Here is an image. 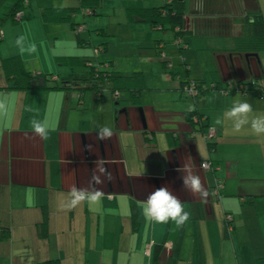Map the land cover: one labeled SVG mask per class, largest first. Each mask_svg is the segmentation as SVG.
Instances as JSON below:
<instances>
[{
    "label": "crops",
    "instance_id": "obj_1",
    "mask_svg": "<svg viewBox=\"0 0 264 264\" xmlns=\"http://www.w3.org/2000/svg\"><path fill=\"white\" fill-rule=\"evenodd\" d=\"M26 1L21 11L17 0H0V33L1 26L10 25V17L23 19H16L13 13L21 11L26 21L33 16L31 6L25 10L32 1ZM105 1L101 0L103 10L119 15L108 19L114 22L112 26L133 30V46L149 50L152 45L159 55L154 41L164 42L163 50L172 63L169 70L174 75L175 68L179 84L172 81L166 86L164 90L170 94L161 105L142 101L150 86L141 70H134L142 72L146 84L139 103L122 96L113 98L110 92L96 101L91 91L79 97L75 90L0 89V264H152L159 245L158 264H254L257 257L264 256V133L255 132L252 123L264 118V94L208 90L198 100H189L181 91L184 78L210 87L215 81L264 76V51L259 52L258 63L254 62L250 71L245 53L231 54L226 49L233 36L242 34L241 17L253 0H185L183 38L187 51L169 44V30H152L141 17H129L128 8L158 6L161 0H123L124 7L111 6L109 0L104 6ZM255 1L264 18V0ZM42 8L36 11L40 22L35 26L40 39L67 32L60 23L43 21ZM74 20L78 21L77 17ZM88 22L106 38L115 33L108 32L106 26L99 28L101 24L90 18ZM4 39L2 32V58ZM73 40L70 49L60 47L59 54L45 48L37 51L44 62L53 63L46 64L48 73L58 78L70 73L68 66L57 62L59 56L91 57L84 48L87 45ZM105 42L104 58L115 66L117 56L110 54L107 39ZM226 45L220 48L223 55L217 61L213 48ZM191 46L210 51L209 57L198 54L189 58ZM18 53L25 65L24 56ZM176 55L185 64L190 61L194 71L187 63L186 72L182 67V73L176 72ZM57 66L66 71L61 73ZM209 71L210 85L205 84ZM3 83L0 77V85ZM238 102L249 104L250 111L232 117L229 113ZM193 109L216 131L213 150L203 138L204 130L187 120L186 112ZM34 120L42 123L47 135L33 131ZM238 120L246 122L237 129ZM103 127L111 128L112 134L101 139L97 133ZM204 161H211L217 170L202 169ZM190 175L200 178V192L183 184L182 179ZM216 178L223 181L220 197L213 191ZM160 187L189 213L181 226L171 220L157 223L143 214L147 196ZM78 192L87 195L81 198ZM97 192L101 195L93 199ZM225 213L233 216L231 231L226 228Z\"/></svg>",
    "mask_w": 264,
    "mask_h": 264
},
{
    "label": "trees",
    "instance_id": "obj_2",
    "mask_svg": "<svg viewBox=\"0 0 264 264\" xmlns=\"http://www.w3.org/2000/svg\"><path fill=\"white\" fill-rule=\"evenodd\" d=\"M19 3H27L26 0H17ZM77 7H55L49 6L44 7L41 10V18L45 22L53 23H67L69 24L71 30L75 33L76 42L85 45H89V40L82 37L83 28L78 21L73 19L74 15L79 11L86 9L87 14L98 15L97 10L101 6V0H77ZM17 2V3H18ZM257 2L255 0L247 8V13L242 15V34L236 35L231 38V44L227 47H217L213 48L216 53V60L220 61L222 59L223 53L220 50L227 47L228 53H245L247 55V68L251 71L253 70V64L258 63V54L264 51V18L257 7ZM185 0H161L160 5H152L150 7H130L128 8L129 17L133 20L136 16L141 17L150 25L152 30L165 31L169 30L172 32V42L179 49H186L188 43L184 40L183 36L186 34L185 30ZM14 16V13H13ZM23 17V16H22ZM226 29L222 31L225 34ZM101 29H96L100 32ZM1 38V36H0ZM154 47L156 52L162 59L163 65L170 69L172 63L168 61L166 53L164 52V42L161 39L154 41ZM206 48V47H205ZM207 48H211L208 47ZM106 42L103 41L94 48L93 57H83L76 55L69 56H59L57 57V62L61 65L68 66L70 68V73L66 77L58 78L56 75L48 72H38L31 71L27 69L18 55L9 56L6 58H1L0 67L3 70L5 76L6 84L0 86V89H16V90H36V89H63V90H75L79 97L86 91H91L95 100L99 101L104 91L108 90L113 98H125L126 101L139 103L140 94L145 89L146 84L141 71H134L130 74H123L118 71L116 66H114L112 60L104 58L107 53ZM102 54V55H101ZM180 62H184L180 60ZM185 64V63H184ZM75 67H83L84 71H75ZM56 76V77H55ZM38 79H42L44 82L43 86L34 85L33 82ZM264 76H260L259 79L252 80H238L230 83L215 82L212 83L210 87H206L202 82L196 79L184 78L181 81V91L186 85L192 83L195 88L196 95H188L192 99H199L208 90H218L221 92H227L231 90H237L241 94L252 93L254 95L264 94V83H262ZM232 87V88H230ZM184 94V92H183ZM187 96L186 94H184ZM197 116L199 121L196 123L194 117ZM187 120L190 124L196 128L203 131V138L208 146V149L213 150L215 147V139H210L206 141L207 133V122L205 121V116L201 114L197 109L186 112ZM208 162V161H204ZM213 170L216 171L218 167L212 164ZM216 181L221 182L219 178H216L213 185L214 194L217 197L221 196V191L223 189V181L221 182L222 187L219 188L218 193H215ZM132 214H135L133 208ZM226 215H231L230 213H225ZM232 216V215H231ZM225 225L231 224L233 229V216L232 221L227 222L224 220ZM161 257V245L156 246L155 252L153 253L152 264H158L159 258ZM37 264H54L52 261H42ZM254 264H264V256L257 257L254 260Z\"/></svg>",
    "mask_w": 264,
    "mask_h": 264
},
{
    "label": "rangeland",
    "instance_id": "obj_3",
    "mask_svg": "<svg viewBox=\"0 0 264 264\" xmlns=\"http://www.w3.org/2000/svg\"><path fill=\"white\" fill-rule=\"evenodd\" d=\"M32 3L29 6H26L25 10L30 9V6L33 10V13L30 12L31 16L29 19L26 16H23V19L21 21H15L11 17L9 18V24L6 26H1V31L5 33V39L2 41L1 46L4 47L3 50V58H6V56L10 55H18L20 52L23 56L25 61V66L27 69L31 71H39V72H49L47 71L46 64L53 65L50 61H43V56H39V53L37 51H42L43 48L47 49L50 53L51 49L55 54H59L61 51L60 47H65L66 49H70L69 41L71 38H73V41H76L75 39V33L70 29L69 24L60 22V27H66L67 32H60L57 34H52L50 37H43L40 39V30L37 29L36 25L39 24L40 19L38 18L36 11H39L41 7H49V6H55V7H77L78 1L77 0H30ZM109 5L111 6H119L122 7L126 6L125 3H123V0H109ZM148 2H152L153 0H147ZM104 6H107V0L104 2ZM17 10H24L21 5V2L16 4ZM152 6V4H151ZM103 5L99 7L97 10L98 15H90L87 14V10L83 9L76 13L73 17H77V20L79 24H81V27L83 28V37L85 39L89 40V45L87 47H84L87 49V51L90 52L91 57H93L94 48H97V45L99 43L105 41L107 39L109 44V52L110 54H115L117 57L115 58V66L118 69V71L129 72V74L134 70H141L145 74V78L148 80L149 88L145 90L141 96V99L143 102H152L155 105H161L165 103L168 100L169 97V91L164 90L166 86H171L173 83L172 81H176L177 84H179L180 79L177 78V73L175 75V68H174V75L171 73V70L167 68H163L162 66V59L159 55L155 54V51L153 49V46L150 45L149 50L146 47L141 46H133V40H134V32L133 30L127 29V28H120L119 26L115 25L112 26L114 23L113 21L109 22V18L115 17L116 19L119 18V15H114L111 12H106V10H103ZM264 11V7H263ZM40 13V12H39ZM92 19L93 21L99 22L98 25L99 28H104L106 26L108 28V32H115L111 36H108L107 38L103 35L97 34L94 28L91 29L88 25V19ZM0 24H3L0 21ZM24 25L25 29H22L21 25ZM103 24V25H102ZM36 26V27H35ZM34 28V29H33ZM39 28V27H38ZM13 29V31H12ZM33 29L34 36L31 37V34L29 33L30 30ZM88 29V30H87ZM91 29V32L89 30ZM1 32V33H2ZM29 33V34H28ZM89 33V34H88ZM168 33L171 35V31H168ZM82 36V35H81ZM71 37V38H70ZM171 39V37H170ZM130 41V44H128ZM54 44V45H53ZM169 44H172L174 47L175 43L170 42ZM19 47V48H18ZM186 49L185 51H187ZM191 51V54L189 55V58L193 59V55L197 56L198 54H206L207 57L210 55V51H197L192 46L189 48ZM1 47H0V58L1 57ZM18 53V54H15ZM150 53H153L155 57H153ZM102 55V54H101ZM185 58V57H184ZM23 59V60H24ZM197 59V58H196ZM181 57L177 58V55L174 57V67L179 68L176 70V72L182 73V68L186 72L185 68H188V64L190 65V61L186 60V64L183 62H180ZM210 62V59H209ZM121 67V68H120ZM126 67V68H125ZM182 67V68H181ZM191 71L193 67L190 65ZM43 68V69H41ZM58 70H61V73L66 71V68L57 66ZM82 71V70H81ZM190 71V74L192 76L193 72ZM189 72V71H188ZM0 77L4 79V83L0 86H3L6 84L5 76L3 74V70L0 67ZM174 77V79H173ZM212 74L211 72H207L205 75V84L211 83ZM216 82V81H215ZM204 83V82H203ZM234 84L233 82H230ZM264 83V81H263ZM90 92V91H89ZM104 95H110L109 91H104ZM184 95V94H183ZM187 97V99L191 100L192 98ZM198 100V99H197Z\"/></svg>",
    "mask_w": 264,
    "mask_h": 264
},
{
    "label": "clouds",
    "instance_id": "obj_4",
    "mask_svg": "<svg viewBox=\"0 0 264 264\" xmlns=\"http://www.w3.org/2000/svg\"><path fill=\"white\" fill-rule=\"evenodd\" d=\"M250 111V105L247 103L238 102L236 106L229 113L232 117H239L241 114L248 113ZM244 120H238L236 123V128L238 129L242 123H245ZM252 127L257 133H264V118H259L254 120ZM33 131L39 135H47L46 129L39 121L32 122ZM112 129L109 127L100 128L97 135L99 138L103 139L104 137L111 136ZM183 184L189 187L193 192H200L201 184L200 178L195 175H190L186 179H182ZM78 197H84L87 195L84 192L76 193ZM100 193H93L92 198L100 196ZM143 214L154 220L157 223H168L170 220L174 221L176 226H181L189 218V213L184 210L182 203L174 197L166 188L160 187L154 192L150 193L143 206Z\"/></svg>",
    "mask_w": 264,
    "mask_h": 264
},
{
    "label": "built area",
    "instance_id": "obj_5",
    "mask_svg": "<svg viewBox=\"0 0 264 264\" xmlns=\"http://www.w3.org/2000/svg\"><path fill=\"white\" fill-rule=\"evenodd\" d=\"M22 16H23V13L21 11L16 12L14 14V17L16 19H18V20L20 18H22ZM1 34L2 33H0V36H1ZM230 88H232V87H230ZM194 90H195V88H194V85L192 83H190L189 85L184 86V88H183V92L187 96L188 95H196ZM194 121L196 123L199 121L197 116L194 117ZM215 137H216V131L209 127L208 130H207L206 136H205L206 141H209L210 139H213ZM200 166H201L202 169H205V170H213L210 162H202V164ZM221 187H222L221 182L219 183V181H216L215 193H218V191H219L218 189L221 188ZM225 220L227 222H231L232 221V216L231 215H226ZM226 228H227V230L231 231L232 230V225L231 224H227Z\"/></svg>",
    "mask_w": 264,
    "mask_h": 264
},
{
    "label": "water",
    "instance_id": "obj_6",
    "mask_svg": "<svg viewBox=\"0 0 264 264\" xmlns=\"http://www.w3.org/2000/svg\"><path fill=\"white\" fill-rule=\"evenodd\" d=\"M33 84H34V85L43 86V85H44V82H43L42 79H38L37 81H34Z\"/></svg>",
    "mask_w": 264,
    "mask_h": 264
}]
</instances>
